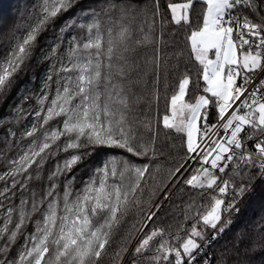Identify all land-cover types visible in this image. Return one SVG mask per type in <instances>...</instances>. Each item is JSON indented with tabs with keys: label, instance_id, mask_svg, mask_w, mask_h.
<instances>
[{
	"label": "snow or ice",
	"instance_id": "1",
	"mask_svg": "<svg viewBox=\"0 0 264 264\" xmlns=\"http://www.w3.org/2000/svg\"><path fill=\"white\" fill-rule=\"evenodd\" d=\"M79 4L21 5L0 34V96ZM169 25L187 55L169 50ZM41 59L44 78L24 98L31 123L0 126L13 137L0 145V264H229L215 242L264 183V0H99ZM169 66L182 79L161 129ZM93 154L100 162L78 179ZM251 226L264 240V213Z\"/></svg>",
	"mask_w": 264,
	"mask_h": 264
},
{
	"label": "trees",
	"instance_id": "2",
	"mask_svg": "<svg viewBox=\"0 0 264 264\" xmlns=\"http://www.w3.org/2000/svg\"><path fill=\"white\" fill-rule=\"evenodd\" d=\"M24 3L31 4L32 0H0V17H3V22L0 23V34H5L9 26L18 19V14L22 11L21 5ZM99 5V0H80L79 6L66 16L61 17L53 28L46 31L40 38V46L37 48L34 58L25 69L24 73L19 77V82L11 94L6 97L0 96V126L6 128L8 133L17 130L21 127V122L24 125L30 124L32 117L28 115L31 110V102L24 98L31 94L41 83L44 78L47 64L41 59L48 47L53 45L57 40L58 29L65 23L71 24L76 21H83L89 13L96 9ZM177 32V44L169 45V50L175 48L177 52L183 51L185 55L190 49L186 47L183 33L176 29L175 26L169 25L165 30L164 39H169L168 30ZM72 33L69 32L68 35ZM3 50V44L0 43V51ZM173 64L176 63L174 60ZM195 62L193 61V77L195 79ZM182 79V72L176 71L171 66L160 70V91L161 97L159 100V111L154 115L160 120L162 129V115L167 111V101L170 100L171 94L178 90V84ZM193 89V83L190 81L189 90ZM166 97V98H165ZM13 139L7 133L0 131V145L7 143ZM101 160L97 154L91 155L84 163L80 164L77 169V178L83 179L87 177L92 168ZM180 201L173 197L174 206ZM179 211V209H176ZM264 213V183L259 181L254 183V191L252 195L245 200L241 207L240 216L235 223L225 232V234L215 242V250L227 249L229 264H258L264 258V251H258L255 255L247 253L250 241H255L257 247L264 245V240L258 239L259 233L254 232L252 224ZM167 219V218H166ZM171 230L175 231L180 223L181 218L169 220Z\"/></svg>",
	"mask_w": 264,
	"mask_h": 264
}]
</instances>
